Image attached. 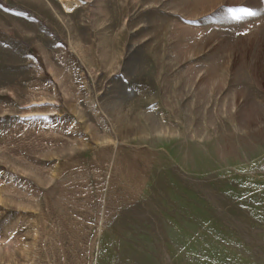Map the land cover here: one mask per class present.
Returning a JSON list of instances; mask_svg holds the SVG:
<instances>
[{"label": "rangeland", "instance_id": "obj_1", "mask_svg": "<svg viewBox=\"0 0 264 264\" xmlns=\"http://www.w3.org/2000/svg\"><path fill=\"white\" fill-rule=\"evenodd\" d=\"M71 1L0 0V264H264V0Z\"/></svg>", "mask_w": 264, "mask_h": 264}, {"label": "bare ground", "instance_id": "obj_2", "mask_svg": "<svg viewBox=\"0 0 264 264\" xmlns=\"http://www.w3.org/2000/svg\"><path fill=\"white\" fill-rule=\"evenodd\" d=\"M63 3L68 7V8H71V5H72V2L71 0H62ZM75 4V3H74Z\"/></svg>", "mask_w": 264, "mask_h": 264}]
</instances>
